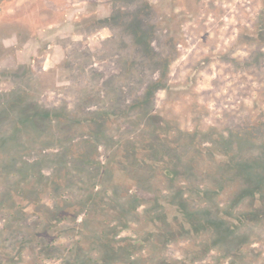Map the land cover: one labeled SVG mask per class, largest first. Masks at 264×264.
<instances>
[{
    "label": "rangeland",
    "instance_id": "374dc122",
    "mask_svg": "<svg viewBox=\"0 0 264 264\" xmlns=\"http://www.w3.org/2000/svg\"><path fill=\"white\" fill-rule=\"evenodd\" d=\"M155 135L184 160L264 135V0H0V264H76L90 192L148 211Z\"/></svg>",
    "mask_w": 264,
    "mask_h": 264
},
{
    "label": "trees",
    "instance_id": "16d2710c",
    "mask_svg": "<svg viewBox=\"0 0 264 264\" xmlns=\"http://www.w3.org/2000/svg\"><path fill=\"white\" fill-rule=\"evenodd\" d=\"M150 137L134 140L135 150ZM162 141L147 151L153 174L168 180L170 191L161 195V186H153L152 198L145 201L152 203L148 211L137 212L142 203L136 195L114 200L90 192L78 210L63 217L78 236L69 250L86 244L76 264H255L250 252L264 241V135H219L185 160L169 148L164 157ZM165 162L175 165L173 173ZM179 177L183 186L176 184ZM181 239L189 245L178 255L170 244Z\"/></svg>",
    "mask_w": 264,
    "mask_h": 264
}]
</instances>
